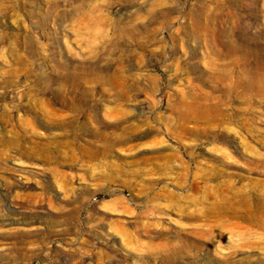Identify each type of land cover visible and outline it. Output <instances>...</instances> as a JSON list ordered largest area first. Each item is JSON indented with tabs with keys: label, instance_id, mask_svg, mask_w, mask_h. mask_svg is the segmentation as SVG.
<instances>
[{
	"label": "rangeland",
	"instance_id": "rangeland-1",
	"mask_svg": "<svg viewBox=\"0 0 264 264\" xmlns=\"http://www.w3.org/2000/svg\"><path fill=\"white\" fill-rule=\"evenodd\" d=\"M0 264H264V0H0Z\"/></svg>",
	"mask_w": 264,
	"mask_h": 264
}]
</instances>
